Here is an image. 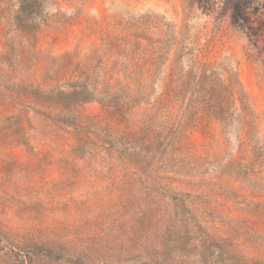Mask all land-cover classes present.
<instances>
[{
  "label": "rangeland",
  "instance_id": "374dc122",
  "mask_svg": "<svg viewBox=\"0 0 264 264\" xmlns=\"http://www.w3.org/2000/svg\"><path fill=\"white\" fill-rule=\"evenodd\" d=\"M0 264H264V0H0Z\"/></svg>",
  "mask_w": 264,
  "mask_h": 264
}]
</instances>
